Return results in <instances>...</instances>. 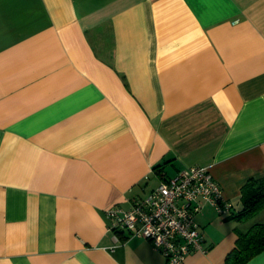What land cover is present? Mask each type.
<instances>
[{
  "label": "crops",
  "instance_id": "obj_1",
  "mask_svg": "<svg viewBox=\"0 0 264 264\" xmlns=\"http://www.w3.org/2000/svg\"><path fill=\"white\" fill-rule=\"evenodd\" d=\"M191 166L233 213L196 215L183 264H225L264 223L234 219L264 178V0H0V264H166L105 211Z\"/></svg>",
  "mask_w": 264,
  "mask_h": 264
},
{
  "label": "built area",
  "instance_id": "obj_2",
  "mask_svg": "<svg viewBox=\"0 0 264 264\" xmlns=\"http://www.w3.org/2000/svg\"><path fill=\"white\" fill-rule=\"evenodd\" d=\"M205 206L220 216L233 213L218 183L206 168L191 166L164 178L129 210L114 206L105 211L109 230H124L130 237L147 240L166 264H183L192 253L207 252L195 217ZM109 251H113L110 248Z\"/></svg>",
  "mask_w": 264,
  "mask_h": 264
},
{
  "label": "trees",
  "instance_id": "obj_3",
  "mask_svg": "<svg viewBox=\"0 0 264 264\" xmlns=\"http://www.w3.org/2000/svg\"><path fill=\"white\" fill-rule=\"evenodd\" d=\"M264 212V178L250 180L241 194V210L234 219L248 220ZM264 252V223L251 225L246 231H237L234 248L227 254L225 264H247Z\"/></svg>",
  "mask_w": 264,
  "mask_h": 264
}]
</instances>
